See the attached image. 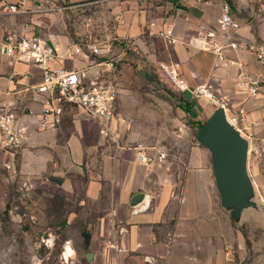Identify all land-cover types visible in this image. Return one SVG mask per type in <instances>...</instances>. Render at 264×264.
Returning a JSON list of instances; mask_svg holds the SVG:
<instances>
[{
  "label": "crops",
  "instance_id": "1",
  "mask_svg": "<svg viewBox=\"0 0 264 264\" xmlns=\"http://www.w3.org/2000/svg\"><path fill=\"white\" fill-rule=\"evenodd\" d=\"M223 1L231 4L232 14L241 24L239 38L264 43V0H210L208 4L194 0L123 2L118 24L111 30V37L118 38L114 50L123 61L116 75L119 91L123 73L132 67L131 62L140 68L159 69L164 65L176 71L184 85L194 88L206 84L219 100L227 101L229 122L243 138H264V88L258 96L251 97L239 85L241 74L256 75L261 71L256 56L246 50H228L223 62L205 45L204 35L217 27ZM29 19L26 11L1 14L0 44L8 29L23 26L32 28L60 51L75 41L70 36L58 38L39 31L28 24ZM169 26L176 38L173 43L158 34ZM74 65L80 66L81 62ZM74 65L59 58L51 62L52 67ZM41 81L39 68L11 62L0 54V105L11 103L20 111L37 114L43 102L36 90ZM185 94L193 97L189 91ZM188 101L197 129L219 107L206 97ZM206 101L213 106L197 113ZM23 119L27 125L21 150L24 172L61 176L68 189L83 184L85 196L93 201V255L100 264H238L228 260L230 247L241 260L239 263L248 257L246 264H264V217L247 212L257 209L256 188H263L253 179L247 164L246 198L251 204L238 210L234 203L226 204L216 177L214 182L210 153L201 148L191 151L190 166L179 179L175 171L141 158V154L152 156L150 151L139 145H123L115 134L104 135L101 125L82 112L73 119L67 134L64 118L57 128L40 126L35 115ZM243 223L250 230H261L257 242L262 245L261 251H247L240 229Z\"/></svg>",
  "mask_w": 264,
  "mask_h": 264
},
{
  "label": "rangeland",
  "instance_id": "2",
  "mask_svg": "<svg viewBox=\"0 0 264 264\" xmlns=\"http://www.w3.org/2000/svg\"><path fill=\"white\" fill-rule=\"evenodd\" d=\"M26 1V12L31 18L28 24L58 38L70 36L76 41L87 35L111 38L121 4L130 0ZM131 65L120 81L116 101L118 116L112 124L118 140L123 145H139L150 151L152 156L146 154L149 162L175 171L179 179H183L190 166L191 151L196 148L208 151L215 182L212 153L198 140L195 114L189 109L188 100L193 97L182 92L164 68H140L134 62ZM211 106L206 101L204 106L198 107L197 113ZM79 112L76 109L66 114L64 133L72 130L73 119ZM243 140L248 171L251 167L253 179L263 188L262 191L256 188L257 209L247 212L264 217V138ZM25 142L18 150H0V264H100L93 255V224L90 222L93 201L85 196L83 184L68 189L61 176L24 172L21 150ZM240 229L247 251L252 253L254 248L261 251L262 245H257L261 230H250L247 223ZM86 231L91 234L88 243L84 236ZM68 245L74 253L66 257ZM234 257L238 264L249 262L248 257L241 263Z\"/></svg>",
  "mask_w": 264,
  "mask_h": 264
},
{
  "label": "built area",
  "instance_id": "3",
  "mask_svg": "<svg viewBox=\"0 0 264 264\" xmlns=\"http://www.w3.org/2000/svg\"><path fill=\"white\" fill-rule=\"evenodd\" d=\"M197 3H210V0H194ZM26 11V0L14 3L0 0V15L15 14ZM240 22L232 14L228 1H223L221 14L216 28L209 29L206 48L218 60L226 61L228 50H246L254 54L262 69L256 75L241 74L239 85L246 88L249 96H258L264 88V43L259 41H243L238 36ZM158 34L168 43L176 41L173 27L160 30ZM118 38H93L81 36L69 43L63 51L50 44L28 26L14 27L7 30L0 44V54L7 56L11 62H23L42 71V81L36 90L43 96L42 109L36 114L20 111L14 104L0 105V150H18L26 140L27 125L23 116L35 115L42 127L57 128L65 115L74 109L80 110L87 117L101 125V132L112 136V124L117 121L116 101L119 95V84L116 79L119 72L120 59L114 50V42ZM66 59L80 66L52 67V60ZM162 68L171 80L183 91H189L193 97H206L211 103L224 107L228 120L230 106L227 101L219 100L206 84L192 88L184 85L178 73L167 66ZM243 113V110H240ZM243 115H241V118ZM141 158L148 160L141 154ZM228 260L234 262V251H227Z\"/></svg>",
  "mask_w": 264,
  "mask_h": 264
},
{
  "label": "water",
  "instance_id": "4",
  "mask_svg": "<svg viewBox=\"0 0 264 264\" xmlns=\"http://www.w3.org/2000/svg\"><path fill=\"white\" fill-rule=\"evenodd\" d=\"M198 140L212 153L213 168L222 197L234 203L238 210L251 203L247 201L246 149L244 138L232 125L224 107H218L197 134ZM88 243L90 232H85Z\"/></svg>",
  "mask_w": 264,
  "mask_h": 264
},
{
  "label": "bare ground",
  "instance_id": "5",
  "mask_svg": "<svg viewBox=\"0 0 264 264\" xmlns=\"http://www.w3.org/2000/svg\"><path fill=\"white\" fill-rule=\"evenodd\" d=\"M72 253H74V251H73L72 247L70 245H68L66 247V250H65V256L69 257L70 255H72Z\"/></svg>",
  "mask_w": 264,
  "mask_h": 264
},
{
  "label": "trees",
  "instance_id": "6",
  "mask_svg": "<svg viewBox=\"0 0 264 264\" xmlns=\"http://www.w3.org/2000/svg\"><path fill=\"white\" fill-rule=\"evenodd\" d=\"M203 124H204V123H200V124L198 125V129H200V128L203 126Z\"/></svg>",
  "mask_w": 264,
  "mask_h": 264
}]
</instances>
